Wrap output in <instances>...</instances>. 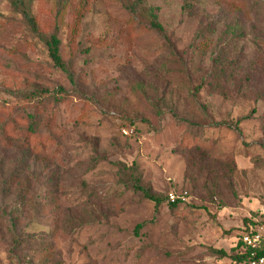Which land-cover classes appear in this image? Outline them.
<instances>
[{
  "label": "rangeland",
  "instance_id": "obj_1",
  "mask_svg": "<svg viewBox=\"0 0 264 264\" xmlns=\"http://www.w3.org/2000/svg\"><path fill=\"white\" fill-rule=\"evenodd\" d=\"M32 11L75 85L0 0V264H250L235 256L246 224H264V0ZM221 54L228 98L211 86ZM137 180L188 196L157 204ZM13 226L29 236L17 248Z\"/></svg>",
  "mask_w": 264,
  "mask_h": 264
},
{
  "label": "trees",
  "instance_id": "obj_2",
  "mask_svg": "<svg viewBox=\"0 0 264 264\" xmlns=\"http://www.w3.org/2000/svg\"><path fill=\"white\" fill-rule=\"evenodd\" d=\"M226 1H228V0H219V2H221V3L226 2ZM9 2H10V5H11L13 11L16 14L20 15L23 22L25 23V25L27 26L29 31L34 35V37L44 43L46 50H47L48 57H49L50 61L52 62L53 66L56 69L62 71L66 75V77L68 78L69 82L72 85H75V79H74L75 75L71 69V66L64 60V58L62 57V54H61V50H60L61 40L56 33L47 35L41 29V27L39 25L38 18L32 11V4H33L34 0H9ZM149 11H150V13H149L150 17L152 18L151 19L152 25L155 28L162 30V26L158 21V16L155 13V11L154 10H149ZM207 33H208V31H204L203 37ZM201 42H203V44H202L203 49L200 48V50H206L208 48L206 39L203 38L200 41V44H201ZM225 63H226V58L223 54H221V56H217L213 60L212 75H214V76H213V79L211 82V86H213L214 90L218 91L224 97L228 98L231 95V90L228 88L227 81L225 82L224 80L227 77V71L229 69V65L225 64ZM59 91L61 93H64V89L61 87H59ZM51 92L52 91H50L48 89L39 90V93L42 94L43 96L50 94ZM173 116L177 120L182 121V119L179 117V115L176 112H173ZM226 126L231 127V125H229V124H226ZM136 182H137L136 188L138 190L142 191L146 198L151 199L153 201H156L157 204H160L164 199H166L169 206L174 209V208H177L182 203V200H180V199H177L175 201H169L168 194H167L166 198H158L157 196L153 195L148 189L141 187L139 185L138 180ZM54 193H55V190L53 191V194ZM140 226L141 225H138L137 229H140ZM261 226H264V224L249 221L246 224V227L244 228V230L242 231L240 236L243 234H251V233L255 232ZM12 235L14 237L16 248L18 246L23 245L26 242V238H29V236L22 235L21 233H19L16 226H13ZM30 237H34V235H30ZM239 244L242 247V251L235 256V259H237L238 261H244V262H248V263L252 264L253 258L250 255L251 250L248 247H246V245H244V243L241 241V239L239 240ZM212 250L221 254V256L226 254L221 249H212ZM260 256H264L263 250L258 251L257 257H260Z\"/></svg>",
  "mask_w": 264,
  "mask_h": 264
},
{
  "label": "built area",
  "instance_id": "obj_3",
  "mask_svg": "<svg viewBox=\"0 0 264 264\" xmlns=\"http://www.w3.org/2000/svg\"><path fill=\"white\" fill-rule=\"evenodd\" d=\"M188 196V192L176 193L169 192V201H175L180 199L185 201ZM241 241L248 247L251 252L250 255L253 258V264H264V256L257 257L259 250L264 251V226L259 227L255 232L251 234H243L240 236Z\"/></svg>",
  "mask_w": 264,
  "mask_h": 264
}]
</instances>
